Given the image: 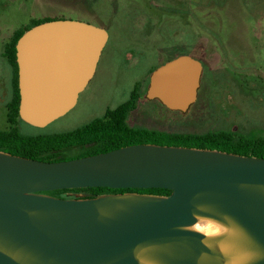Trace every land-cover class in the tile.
I'll use <instances>...</instances> for the list:
<instances>
[{"label":"water","instance_id":"95a60500","mask_svg":"<svg viewBox=\"0 0 264 264\" xmlns=\"http://www.w3.org/2000/svg\"><path fill=\"white\" fill-rule=\"evenodd\" d=\"M107 40L105 28L74 19L27 30L17 43L20 118L44 125L68 113ZM200 71L198 61L181 56L154 72L150 92L185 107ZM168 74L158 93L156 81ZM87 187L171 192L45 193ZM200 216L238 225L258 251L247 264H264V158L146 143L62 161L0 150V264H141L139 247L161 264H225L204 233L187 228Z\"/></svg>","mask_w":264,"mask_h":264},{"label":"rangeland","instance_id":"374dc122","mask_svg":"<svg viewBox=\"0 0 264 264\" xmlns=\"http://www.w3.org/2000/svg\"><path fill=\"white\" fill-rule=\"evenodd\" d=\"M43 17L105 27L109 41L76 105L44 125L21 118L23 133L73 130L127 100L138 83L130 126L264 137V0H0V129L9 127L6 103L12 95L4 46L15 29ZM181 56L200 63V77L194 98L185 107H171L150 92L148 77ZM80 151L71 148L64 155Z\"/></svg>","mask_w":264,"mask_h":264},{"label":"trees","instance_id":"16d2710c","mask_svg":"<svg viewBox=\"0 0 264 264\" xmlns=\"http://www.w3.org/2000/svg\"><path fill=\"white\" fill-rule=\"evenodd\" d=\"M57 19L65 18H32L28 24L15 29L11 38L4 46V57L11 67L12 95L6 103L9 127L5 130L0 129V150L43 161H62L108 152L128 145L146 143L218 150L264 158V137L261 136L256 138L240 136L237 138L235 133L226 131H207L203 133L171 132L146 126H130L128 123L129 115L137 108L140 99V84L138 83L135 84L127 100L113 109H107L104 116L95 118L73 130L40 135H27L23 133L19 127L21 120V93L19 87L17 43L27 30L43 22ZM76 147L81 148L78 154L71 156L64 155L66 150ZM70 191H86L94 193L95 196L126 192L166 196L171 192L165 188L114 189L108 187H87L61 189L45 193L57 197H67L65 194ZM79 198H88V196L85 194Z\"/></svg>","mask_w":264,"mask_h":264},{"label":"bare ground","instance_id":"6f19581e","mask_svg":"<svg viewBox=\"0 0 264 264\" xmlns=\"http://www.w3.org/2000/svg\"><path fill=\"white\" fill-rule=\"evenodd\" d=\"M48 57V55H43L42 61ZM44 75L45 73H41L42 79ZM187 228L204 233V242L221 253L225 264H247L258 255L248 235L230 221L200 216L194 224ZM137 257L141 264H161L142 247L137 249ZM201 257L207 258V255L203 254Z\"/></svg>","mask_w":264,"mask_h":264},{"label":"crops","instance_id":"0c3cea01","mask_svg":"<svg viewBox=\"0 0 264 264\" xmlns=\"http://www.w3.org/2000/svg\"><path fill=\"white\" fill-rule=\"evenodd\" d=\"M103 28H105V27H103ZM105 29H106V31L108 32V40H107V42H106V44H105L103 50L105 49V47H106V45H107V43H108V41H109V30H108L107 28H105ZM102 53H103V51H102ZM102 53H101V55H102ZM181 55H182V54H181ZM179 56H180V55H179ZM100 58H101V56H100ZM173 60H174V58L171 59L170 61L168 60L167 62L163 63L162 65H160L157 69H155V70L150 74V76L148 77V83H147V85H150V88H151V84H152V76H153L154 72L157 71V70H158L159 68H161L162 66L166 65L167 63L173 61ZM99 61H100V59H99ZM98 63H99V62H98ZM97 67H98V65H97ZM96 70H97V68H96ZM181 72H182V74L184 75V78H186V77L189 75V71H188L187 68H183V70H182ZM95 73H96V71H94L92 77H91V78L89 79V81L87 82L85 88L87 87V85L89 84V82L92 80V78L94 77ZM169 79H170V74H168V75H163L162 77H159V79L156 81V84H155V89H158V90H159V91H157L158 93H160V92H162V90H164V88L166 87V83L169 81ZM78 98H79V96H78ZM77 101H78V99H77Z\"/></svg>","mask_w":264,"mask_h":264},{"label":"flooded vegetation","instance_id":"af4514ba","mask_svg":"<svg viewBox=\"0 0 264 264\" xmlns=\"http://www.w3.org/2000/svg\"><path fill=\"white\" fill-rule=\"evenodd\" d=\"M132 193H138V194H141V193H139V192H132ZM86 194H87L88 197H91V196L94 195V193H91V192H87ZM94 196H95V195H94ZM63 197H64V196H63ZM63 197H62V198H63ZM64 198H71V197H64Z\"/></svg>","mask_w":264,"mask_h":264}]
</instances>
